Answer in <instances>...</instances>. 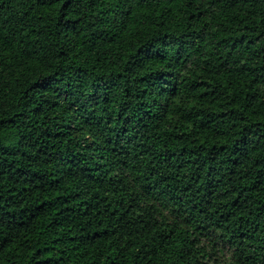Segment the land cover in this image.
Masks as SVG:
<instances>
[{
  "label": "trees",
  "instance_id": "trees-1",
  "mask_svg": "<svg viewBox=\"0 0 264 264\" xmlns=\"http://www.w3.org/2000/svg\"><path fill=\"white\" fill-rule=\"evenodd\" d=\"M0 264H264V0H0Z\"/></svg>",
  "mask_w": 264,
  "mask_h": 264
}]
</instances>
